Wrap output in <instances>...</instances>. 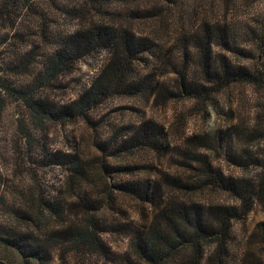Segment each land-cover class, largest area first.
<instances>
[{
    "label": "trees",
    "instance_id": "16d2710c",
    "mask_svg": "<svg viewBox=\"0 0 264 264\" xmlns=\"http://www.w3.org/2000/svg\"><path fill=\"white\" fill-rule=\"evenodd\" d=\"M204 1L0 0V89L42 120L63 124L71 117L89 123L112 95L148 93L162 105L192 100L206 107L230 86L260 80L226 57L233 50L229 30L202 17ZM55 16L69 18L72 28L59 31ZM103 52L107 62L89 88L62 106L15 82L36 56L42 61L39 76L50 83ZM152 125L142 122L133 133L94 146L103 154L111 148L118 155L154 154L162 151L164 128ZM203 148L184 154L190 161L186 167L199 165V181L170 172L141 178L142 167L112 166L108 156L88 162L73 153L59 158L56 152L49 156L53 165H66V184L49 191L27 185L12 203L0 174V264H205L207 257L223 264L232 221L246 217L254 201H264V184L257 190L242 187L198 152ZM93 165L105 179L123 178L88 190ZM208 188L241 200L242 214L194 198ZM133 206L137 217L131 215ZM105 235L127 238L128 250L116 253Z\"/></svg>",
    "mask_w": 264,
    "mask_h": 264
},
{
    "label": "rangeland",
    "instance_id": "374dc122",
    "mask_svg": "<svg viewBox=\"0 0 264 264\" xmlns=\"http://www.w3.org/2000/svg\"><path fill=\"white\" fill-rule=\"evenodd\" d=\"M203 11V18L219 21L228 28L233 50L226 52V57L260 81L232 85L214 96L206 107L192 100L162 105L148 93L135 97L112 95L92 112L89 123L71 117L65 124L42 120L0 89V174L8 202L13 203L16 193L27 185H41L49 191L66 184V165H53L50 158L56 152H60L59 158L73 153L88 162L108 156L106 159L112 166L142 167L143 171L138 174L141 178H156L170 172L199 181V165L191 164L197 170L186 167L190 161L184 154L186 150L195 152L203 146L198 152L237 184L253 185L256 190L264 184V0H205ZM53 21L59 31L72 28V21L67 17L55 16ZM136 27L143 28L138 24ZM170 49V46L166 48ZM107 58L106 52L96 59L89 57L72 73L48 83L39 76L42 61L36 56L29 61L27 73L15 75L18 76L15 82L26 92L48 97L51 105L59 107L74 101L89 88ZM40 81H43L42 87L38 88ZM148 120L164 128L162 151L133 156L118 155L111 148L103 154L94 146L98 142L121 139ZM92 169L88 190L99 191L104 184L110 186L123 178L112 174L105 179L97 165ZM194 198L200 202L210 200L239 214L243 211L241 200L218 188L202 190ZM135 208L130 209L132 217L138 216ZM105 236L116 253L128 250L127 238ZM263 240L264 201H254L246 217L231 223L229 251L223 256V264H264ZM204 263L213 264L208 257Z\"/></svg>",
    "mask_w": 264,
    "mask_h": 264
}]
</instances>
